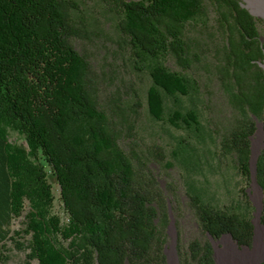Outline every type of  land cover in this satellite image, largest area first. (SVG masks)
Returning a JSON list of instances; mask_svg holds the SVG:
<instances>
[{"label":"trees","instance_id":"trees-1","mask_svg":"<svg viewBox=\"0 0 264 264\" xmlns=\"http://www.w3.org/2000/svg\"><path fill=\"white\" fill-rule=\"evenodd\" d=\"M78 1L0 0V248L9 239L27 251L20 264H166V198L150 168L165 156L133 141L142 107L137 91L125 92L114 79L106 80L112 89L104 95L103 73L74 47L82 37ZM87 1L115 18L119 49L133 70L150 76L149 113L182 133L171 155L187 171L197 164L192 144L208 132L216 156L250 181L251 137L260 123L253 178L264 194L263 19L241 0ZM209 95L211 121L204 126L197 104ZM9 132L25 145L11 143ZM126 140L134 147H123ZM48 174L59 188L65 226L52 213ZM187 187L205 236L251 246L246 212L217 208ZM20 217L22 228L12 231ZM259 222L264 226V200ZM183 262L214 264L210 242H189Z\"/></svg>","mask_w":264,"mask_h":264},{"label":"rangeland","instance_id":"rangeland-1","mask_svg":"<svg viewBox=\"0 0 264 264\" xmlns=\"http://www.w3.org/2000/svg\"><path fill=\"white\" fill-rule=\"evenodd\" d=\"M241 1L250 13L264 21V0ZM75 21L79 25L82 37L72 41L74 47L103 73V80L111 82L117 79L121 81L125 92L130 93V89H133L138 93L142 107L135 118L133 141L139 144V149L159 147L165 156V160L159 163L153 162L150 168L158 177L159 185L166 198L168 222L163 231L165 242L162 247L166 264H184L183 253L187 244L193 240L203 239L208 240L212 246L214 264H259L264 254V226L259 222L264 194L255 184L253 168L254 160L262 146L260 123L256 122V130L251 137L250 181L244 182L228 161L216 156L215 140L210 139L208 132H205L201 144H192L195 148L197 164L195 168L187 171L171 155L176 138L182 133L167 122L154 119L149 113L146 97L151 78L146 73L133 70L124 52L119 49L115 18L101 3L79 0ZM166 66L171 70H178L173 62L167 63ZM261 67L264 71V61ZM201 74H204L203 71H199V75ZM103 87L104 95L112 89L107 81ZM207 90V93L211 94L210 81H208ZM206 97L205 103L197 104L201 112L200 121L204 126L211 121V109H208V107L211 108V101L208 99L211 95ZM129 104L132 105V103ZM8 138L11 143L25 145L16 133L9 132ZM122 145L126 148L128 145L134 147L131 140H126ZM48 183L53 195L52 213L58 217L60 224L65 226L67 218L59 197V188L50 174H48ZM187 185L196 189L206 201L217 208L246 212L254 227L251 246L239 248L229 236H222L218 240L205 236L199 229L194 211L189 205L186 196ZM22 221L23 217L14 219L11 230L21 229ZM10 236L20 243H25L27 240L25 235L15 236L11 232ZM3 244L4 246L0 248V264H20L25 260L27 251L15 249L14 243L9 239H6Z\"/></svg>","mask_w":264,"mask_h":264}]
</instances>
